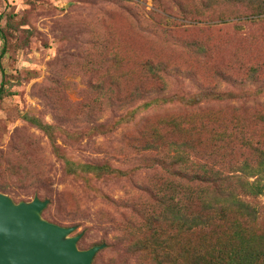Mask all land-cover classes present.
Returning <instances> with one entry per match:
<instances>
[{
	"label": "rangeland",
	"instance_id": "374dc122",
	"mask_svg": "<svg viewBox=\"0 0 264 264\" xmlns=\"http://www.w3.org/2000/svg\"><path fill=\"white\" fill-rule=\"evenodd\" d=\"M226 1L0 0V84L5 79L13 93L0 101V182L15 202L30 201L34 188L6 163L43 172L51 190L39 196L55 200L48 212L55 218L43 217L77 227L82 250L105 243L93 264L138 263L125 254L132 241L125 218L128 206L145 202L141 188L157 171L131 143L141 127L214 113L227 129L236 117L256 129L264 112V20L247 22L241 17L249 10ZM148 60L167 68L161 79L144 77ZM138 88L144 92L136 96ZM104 163L122 175L81 170ZM256 227L264 232V208Z\"/></svg>",
	"mask_w": 264,
	"mask_h": 264
},
{
	"label": "trees",
	"instance_id": "16d2710c",
	"mask_svg": "<svg viewBox=\"0 0 264 264\" xmlns=\"http://www.w3.org/2000/svg\"><path fill=\"white\" fill-rule=\"evenodd\" d=\"M226 3L248 9L249 14L241 17L247 22L257 24L264 20L263 3L242 0ZM164 13L165 18L171 19ZM223 20L231 21L230 18ZM2 40L7 42L5 36ZM195 44L191 45L195 52H203ZM3 48L1 55L7 50ZM143 72L145 78L158 80L167 68L148 60L143 64ZM251 74L253 79L257 77V71ZM221 77L232 79L226 73H221ZM96 88L99 94L104 92L101 83ZM140 92L144 91L138 88L134 94L137 96ZM11 95L3 79L0 101ZM226 96L227 93H222L223 99ZM219 118L214 113L170 117V124L143 126L131 138V143L140 144L137 145L141 146L137 149L140 153L150 156L149 169L157 170L141 188L146 195L145 202L128 206L131 212L125 218V227L132 239L125 254L137 258V264H264V232L256 227L264 208V112L257 113L255 130L246 128L237 117L225 118L232 126L227 129L225 123L216 122ZM28 121L36 124L34 119L28 118ZM40 127L46 132L53 128L43 124ZM100 129L102 125L97 128ZM242 147L248 151L247 157L240 152ZM6 164L7 172L34 188V197H40V191L51 190L43 172H36L31 165L28 168L8 161ZM67 165L73 167L70 161H66ZM81 170L102 178L122 175L107 163L86 164ZM0 192L11 194L13 191L11 186L0 182ZM45 199L50 203L43 216L55 201ZM145 215L148 216L144 219Z\"/></svg>",
	"mask_w": 264,
	"mask_h": 264
},
{
	"label": "water",
	"instance_id": "95a60500",
	"mask_svg": "<svg viewBox=\"0 0 264 264\" xmlns=\"http://www.w3.org/2000/svg\"><path fill=\"white\" fill-rule=\"evenodd\" d=\"M50 201L34 197L15 202L0 192V264H92L105 244L82 250L77 227L53 223L42 215Z\"/></svg>",
	"mask_w": 264,
	"mask_h": 264
}]
</instances>
